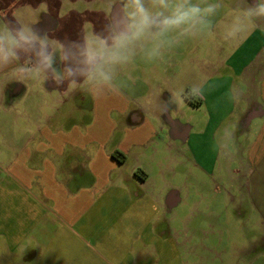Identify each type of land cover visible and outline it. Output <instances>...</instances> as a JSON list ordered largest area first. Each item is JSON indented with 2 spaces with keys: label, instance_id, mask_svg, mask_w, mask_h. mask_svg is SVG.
<instances>
[{
  "label": "crops",
  "instance_id": "1",
  "mask_svg": "<svg viewBox=\"0 0 264 264\" xmlns=\"http://www.w3.org/2000/svg\"><path fill=\"white\" fill-rule=\"evenodd\" d=\"M225 5L214 24L228 17L234 0H225ZM25 6L37 10L34 27L42 35L65 44L81 42L84 28L104 33L109 23V0H0V13L15 24L13 13ZM113 7L116 16L119 6ZM258 24L239 43L225 40L214 27L160 61H138L132 78L123 77L126 86L120 94L99 99L82 90L67 93L66 81L35 85L0 74V201L7 205L0 217L1 233L9 234L13 221H21L42 246L34 249L38 257L57 251L60 243L68 246L72 237L81 242L79 237L92 233L99 219H109L112 227L107 229H113L125 226L119 223L125 220L138 225L153 206L166 213L175 210L182 203L174 200L180 193L165 174L161 152L190 148L206 171L211 160L206 146L213 148L216 131L228 121L245 140L242 172H235L239 202L246 207V218L258 226L243 264H264V21ZM218 37L229 44L224 55L218 58L211 47L200 51V44L210 45ZM55 66L62 67L58 58ZM194 83L203 85V98L187 95ZM233 85L242 89L239 103L227 97ZM180 89L184 96L170 104ZM145 98L151 99L150 106H142ZM200 107L210 113L203 133L189 115ZM114 151L122 152L125 160H117ZM133 231L128 230L133 241H125L122 250L117 247L114 258L120 264H154V233L138 226ZM121 235H128L127 230ZM163 235L157 249L167 254ZM192 240L183 243L189 255L198 248ZM77 255L75 260L82 261Z\"/></svg>",
  "mask_w": 264,
  "mask_h": 264
},
{
  "label": "clouds",
  "instance_id": "2",
  "mask_svg": "<svg viewBox=\"0 0 264 264\" xmlns=\"http://www.w3.org/2000/svg\"><path fill=\"white\" fill-rule=\"evenodd\" d=\"M113 5L119 6L116 16ZM225 7V0H109L105 32L84 28L81 42L67 44L42 35L34 27L37 10L29 6L13 13L15 24L0 13V74L35 85H45L49 79L57 86L66 81L67 93L82 90L96 99L108 93L120 94L126 86L123 77L132 78L130 72L138 61H160L187 39L211 33L214 27L225 40L239 43L264 21V0L254 4L234 0L228 17L214 24ZM57 58L62 65L59 69ZM242 94V89L233 85L227 97L239 103ZM187 95L203 98V85L192 84ZM183 96L184 89H180L169 103ZM151 103L145 98L142 106ZM167 110L166 105L163 111ZM233 145L234 129L226 123L214 135L213 150L224 157Z\"/></svg>",
  "mask_w": 264,
  "mask_h": 264
},
{
  "label": "rangeland",
  "instance_id": "3",
  "mask_svg": "<svg viewBox=\"0 0 264 264\" xmlns=\"http://www.w3.org/2000/svg\"><path fill=\"white\" fill-rule=\"evenodd\" d=\"M199 46L202 53L211 47L218 58L229 48V44L219 37L210 45L202 43ZM235 110L238 111L239 107ZM189 115L195 118L197 131L203 133L208 127L209 108H195ZM226 123L229 124L228 121L224 124ZM233 129L234 145L229 155L221 157L212 146H206V153L211 152L206 156L211 159L206 171L198 166L197 155L190 148L161 152L159 157L165 164V174L180 193L179 196L174 195L175 203L182 202L179 208L166 213L153 206L150 215L143 217L138 225H135V220H125L119 222L125 226L117 225L113 229H107L108 225L112 227L109 219H99L97 225H93L92 233L79 237L81 242L74 241L72 237V242L66 246L67 251L60 243L57 251L38 257L34 249L42 246L33 241L31 230H24L21 221H13L9 234H3L0 230V264H120L113 252L117 247L122 250L125 241H133L136 226L154 233L151 263L243 264L245 251L256 238L258 226L255 219L246 218V207L239 202L240 190L236 185L240 181L235 172L240 170L241 146L245 144V140L235 127ZM6 211L7 205L0 201L1 218ZM129 229L132 230V235L128 232ZM122 230H127L128 235H121ZM192 232L195 236H192ZM13 233L19 237L13 238ZM159 234H164L163 238L167 239V254L157 249ZM187 238L195 239V242L192 240L198 247L195 254L189 255L183 251V243ZM79 252L83 262L75 260ZM51 254L52 259H47Z\"/></svg>",
  "mask_w": 264,
  "mask_h": 264
},
{
  "label": "trees",
  "instance_id": "4",
  "mask_svg": "<svg viewBox=\"0 0 264 264\" xmlns=\"http://www.w3.org/2000/svg\"><path fill=\"white\" fill-rule=\"evenodd\" d=\"M113 155L115 158H117V160H119L120 162H123L126 158V156L122 153V152H119V151H114L113 152Z\"/></svg>",
  "mask_w": 264,
  "mask_h": 264
}]
</instances>
